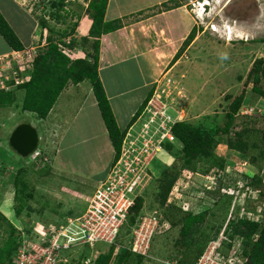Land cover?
Listing matches in <instances>:
<instances>
[{"label":"rangeland","instance_id":"374dc122","mask_svg":"<svg viewBox=\"0 0 264 264\" xmlns=\"http://www.w3.org/2000/svg\"><path fill=\"white\" fill-rule=\"evenodd\" d=\"M178 1L181 6L177 10L176 17H179L182 25L188 24L181 27V37L187 33L189 26L191 27L193 23L197 26V35L174 63L172 59L170 60L168 68L171 66L172 68L169 70L167 68V72L165 71L166 73L158 78L152 100L163 102L165 106H168L170 115L177 120L198 123L206 116L215 118V122L225 129L215 149V153L225 159V169L219 177L215 170L210 173L183 170L171 190L166 206H162L157 198L159 189L158 181L154 177L156 172L154 168V173L150 171L153 178L138 189L139 196L144 197L141 216L150 217L152 214H164L166 211L171 216L177 217L176 210L172 209L174 207L182 210L183 214L187 211H199L210 207L216 214L209 216L208 223L221 224L224 221L222 228L224 229L225 224H228L232 217L246 215L261 218L264 216V182L260 187L261 194L257 197L251 195L248 197V194L244 193L249 186L251 175L264 174V155L260 154L258 148H251L246 154L230 149L227 146L229 134L233 136L242 126L236 125L229 129L225 127V114L231 102L228 96L239 95L246 89L249 99L242 104L240 116L237 117L236 122L240 124L247 120V124L255 129L264 128V98L258 97L251 91V81L246 83L253 61L258 57H264V0ZM46 2L48 1L38 6L36 14H41L45 10ZM163 2L175 4L171 0H112L109 14L112 15V11L118 9L126 13L133 11L129 20H134L141 16L162 12L165 7L160 4ZM89 19L91 18L88 13L82 10L81 18L78 20L69 17L65 23L61 24L55 23L54 20L50 21L56 30L74 28V34L79 42L72 59L84 57L91 51L93 39L88 36ZM41 32H44L46 36L49 35L47 29ZM13 63L10 61L4 64L8 73L13 72V65L17 66L15 62ZM22 66L21 69H24L21 72L26 73L27 63H23ZM69 83L70 88L67 92L71 90L72 93L76 88H73L74 85L71 82ZM82 84L88 86L91 83L87 79ZM14 86L10 88V90L15 88L14 103L8 107H0V210L20 228L29 227L33 236L34 231L37 230L35 228L37 223L49 230L64 223L68 217L85 211L94 190L91 181L94 174L91 172L89 161L97 158H94L95 154L89 148L94 143L99 144V141L96 138L87 142L91 145L86 143L78 145L77 142L82 136L79 138L77 136L85 132L88 135H100L103 120L100 113L98 115L96 112L97 109L92 100L88 104L84 103L83 106L81 101L77 102L78 98L65 104L71 98L63 95L65 91H62L56 106L60 107L59 117L69 120L70 133L63 139L62 153L59 157V137H52L49 134L52 125L39 119L35 113L22 109L25 90ZM56 106L55 110H57ZM244 114L250 115L252 120L249 118L244 120L242 117ZM75 115L77 119L73 121L71 118ZM86 115L92 116L91 121L85 119ZM23 122L32 123L40 135V149L36 154L33 153L28 157H22L9 145L11 133L18 124ZM80 126L83 127V131H78L76 134L75 130L72 133V130L76 128L81 129ZM138 128L139 126L136 127ZM55 129L60 131L58 126ZM251 136L250 142L260 143L259 131L251 132ZM74 137L78 139L72 143ZM87 149L93 152L91 153L93 155L86 156ZM79 151L85 157L80 155L79 157ZM65 159V167L61 171L60 164ZM174 162V156L167 153L160 155L155 161L156 164L160 163L163 166ZM21 167L26 168L24 175L35 190L34 199L30 201L34 211L27 213L24 210L18 217L14 210L16 205L14 180ZM206 175L210 177L206 178ZM136 224L138 223L131 224L129 221L123 224L114 243L117 252L123 247L131 248L130 238ZM4 229L5 226L0 228V243L5 237ZM179 231L180 225H177L165 232L154 234L148 254L145 255L147 257L145 264H166L167 261L170 263L178 261L182 257L179 254L181 252L178 251L179 247L183 248V245L175 243L180 237ZM110 245V243L100 242L92 246L90 250L83 247L72 248L62 258L66 259L65 261L77 263L82 252H89V257L81 261V264H89L100 253L107 252ZM239 251L240 245L234 249L226 246L223 247L221 254L235 255L239 254Z\"/></svg>","mask_w":264,"mask_h":264},{"label":"trees","instance_id":"16d2710c","mask_svg":"<svg viewBox=\"0 0 264 264\" xmlns=\"http://www.w3.org/2000/svg\"><path fill=\"white\" fill-rule=\"evenodd\" d=\"M44 1H48L46 2L48 9L45 7V10L41 14H36L38 6ZM171 1H174L175 4L171 5L168 2H163L160 6L164 5L165 8L163 10L181 6L178 0ZM108 4L109 0H89L88 5L78 1H71L66 4L65 0L30 1L26 6L38 19L39 29H47L49 35L46 36L43 32L45 45L37 48L32 63L27 65L28 70L26 73L21 72L23 70L17 66L16 69L19 70L17 76L24 79V81L16 84L14 87L25 90L22 109L35 113L39 119H45L69 82L77 84L89 79L115 150V159H117L120 155L121 146L128 128L137 121L138 117L145 110L157 84L152 86L147 97L135 112L129 126L126 129H121L99 74L102 35L124 26L122 18L106 20ZM82 10L87 12L92 20L88 36L92 37L93 45L91 51L86 56L72 59L62 52L59 43L62 42L64 37L74 34V28L56 30L50 21L54 20L55 23L61 24L65 23L69 17H74L78 20V18H81ZM139 14H141V11H139ZM197 31V26H194L172 60L173 63L192 43L197 35ZM0 34L12 49L20 51L25 48L20 37L1 10ZM84 38L87 39V37ZM78 42L79 40L74 38L70 44L71 47H76ZM250 81L252 84L251 91L264 98V57H258L253 61L246 83ZM11 83L14 84L15 80L12 79ZM14 89H0V107H8L14 103ZM228 98L231 102L225 114V127L226 129L236 125H241L242 127L235 131V136L229 134L227 146L242 154H246L251 148H258L260 154L264 155V128L255 129L250 124H247V120L245 119L249 118L252 120V117L248 114L242 115L245 120L244 122L240 124L236 122L237 117L240 116L239 111L242 104L249 99V97L247 98L246 89L239 95L228 96ZM224 130V127L218 125L212 116H206L203 121L198 123L188 120H177L172 125L176 141H165L164 150L168 155L174 156L175 162L171 165L163 166L160 163L156 164V159L150 170L156 169L157 173L155 172L154 177L158 181L159 189L157 198L162 206H166L171 190L183 170L188 169L202 173H210L215 170L217 176H220V173L225 169V159L218 156L215 153V149L220 143V137ZM255 131L261 133V137L259 138L260 143L250 142L252 137L251 132ZM200 163L202 164L201 166ZM25 172L26 168L21 167L17 171L14 180L16 190V205L14 210L18 217L22 215L21 213L24 210L27 213L34 211V208L30 205V201L34 199L35 190L30 186L28 179L24 175ZM249 179L248 184L260 188L264 182V174L256 173L251 175ZM143 206L144 197L138 196L134 206L131 208L127 221L131 224L138 223L142 217L141 211ZM172 209L176 210L175 214H177V217L171 216V214L165 211L164 219L169 221L171 227L180 225V237L175 243L183 245V248L179 247L178 251L181 252L179 254L182 257L178 259V262L180 264H196L199 257L203 254L205 246L221 232L224 221L221 224L208 223L209 216L216 214L210 207L199 211H187L184 214L182 210L176 207ZM27 215L29 216L30 214ZM4 226L6 233L3 231L5 237L3 238V242L0 243V264H15L19 245L22 244L23 238L31 236L32 232L29 227L20 228L17 226L15 222L9 220L0 210V228ZM225 233L224 247L227 246V248L231 249L235 243L240 245L239 254L236 255L242 261L238 264H264V216L261 218L246 215L232 217ZM132 238L133 235L130 239L132 240ZM81 247L90 250L92 246L87 244ZM71 250H65L64 255H67ZM88 257L89 252H82L77 263L61 260L57 264H81V261L86 260ZM146 259L145 255L132 251L128 246L121 248L117 252L116 245L112 243L107 252L100 253L89 264H145Z\"/></svg>","mask_w":264,"mask_h":264},{"label":"built area","instance_id":"2783aa9c","mask_svg":"<svg viewBox=\"0 0 264 264\" xmlns=\"http://www.w3.org/2000/svg\"><path fill=\"white\" fill-rule=\"evenodd\" d=\"M30 1L36 0H22L26 5ZM71 1L85 5L89 2V0H65L66 4ZM75 37V34L69 35L59 43L62 52L69 57L75 54V48L70 45ZM21 51H16L13 56L0 58V74H3L0 76V89H10L13 85L24 81L17 76L19 70L16 68L18 66L21 69L23 63L27 65L32 63L35 52L24 56ZM10 61L15 62L17 66L13 65V72L8 73L4 64ZM12 79L15 80L14 84H10ZM153 97L154 94L137 121L128 128L119 157L113 161L105 179L91 196L85 211L78 216L68 217L64 223L49 230L37 223L34 235L25 236L22 244L19 245L15 264H57L61 260H66L62 258L65 250L87 244L94 246L100 242L115 243L139 196V187L153 178L150 172L151 166L160 155L165 153L164 142L176 141L172 125L177 119L170 115L168 106L163 102L152 100ZM138 126L139 128L136 129ZM37 152L38 149L35 153ZM209 177L206 175V178ZM244 193H247L248 197L250 195L257 197L261 194V190L249 185ZM228 225L229 223L225 224L226 228L221 229L218 236L209 241L196 264H238L242 261L236 254L226 257L221 254ZM170 227L169 221L164 219V214L141 217V221L133 230L130 249L146 255L153 235L162 233ZM238 246L239 244L235 243L232 249ZM166 264L180 263L167 261Z\"/></svg>","mask_w":264,"mask_h":264},{"label":"crops","instance_id":"0c3cea01","mask_svg":"<svg viewBox=\"0 0 264 264\" xmlns=\"http://www.w3.org/2000/svg\"><path fill=\"white\" fill-rule=\"evenodd\" d=\"M111 4L112 0H109L106 20L122 18L124 26L102 35L99 74L118 125L121 129H126L135 112L147 97L152 86L156 84L160 76L167 72L168 65L174 59L173 57L176 55L175 53L178 52V49H180L186 39L185 37L188 36L195 25L193 23L191 27L189 26L187 33L181 37V27L185 25L187 26L188 24L184 23L182 25L179 21V17H176V14L178 13L177 10L180 7L162 10V12L129 20L133 11H128L126 13L118 9L115 11L113 10V14L110 15ZM0 10L24 44L25 48L21 51L24 56L36 52L38 47L45 45L44 35L39 29L38 19L22 0H0ZM89 20L87 26L90 28L92 20ZM15 52L16 50L12 49L0 34V58L13 56ZM171 68L172 66L169 67L168 70ZM82 82L77 84L71 82L74 85L73 88H76L73 89L72 93L71 90L67 92L70 88V83L65 87L63 90L65 93L63 95H67L71 98V100L68 103L65 102V104H69L73 99L76 100L78 98L77 102L81 101L83 106L84 103L88 104L89 101L91 102L92 100L94 107L97 109L96 112L98 115L100 113L102 117L92 89V84L84 86ZM61 95L62 93L58 99ZM257 96L263 99V97L259 95ZM58 99L56 103L58 102ZM56 103L48 117L42 119V121L46 123L49 122L52 125V127H50L51 129H49V134H51L52 137H59L60 150L58 155L60 157L64 143L63 139H65L67 134L70 133V122L67 119L59 117L60 107L56 106ZM55 106L57 107V110H55ZM78 111H80V109ZM85 117V119L90 121L92 119V116L90 115H86ZM71 119L74 121L77 119V116L75 115ZM99 119L101 120V118ZM93 120L95 119L93 118ZM102 120V130L100 135H88L87 132H85L77 136L78 138L82 136L77 142L78 145L82 143L88 144L87 142L96 138H98L99 141V144L92 143L93 146L89 148L93 150L95 154L94 158L97 157L96 159L89 161L92 168L91 172L94 174V177L91 180L92 187L94 188L93 194L105 179L108 170L115 159V150L103 117ZM53 126L60 127V131H57ZM80 128L81 129L76 128L72 130V133H74L75 130L76 134L78 131H83V127L80 126ZM78 138L74 137L72 143ZM80 151L78 152V156L85 157L82 156ZM85 152L87 153L86 156L93 155L91 154L93 152H90L88 149ZM65 161L66 159L61 161V171H63V167H65ZM76 172L79 174L78 171Z\"/></svg>","mask_w":264,"mask_h":264},{"label":"water","instance_id":"95a60500","mask_svg":"<svg viewBox=\"0 0 264 264\" xmlns=\"http://www.w3.org/2000/svg\"><path fill=\"white\" fill-rule=\"evenodd\" d=\"M40 135L38 130L30 122L18 124L9 138V145L22 157H28L38 149Z\"/></svg>","mask_w":264,"mask_h":264},{"label":"clouds","instance_id":"9594fccd","mask_svg":"<svg viewBox=\"0 0 264 264\" xmlns=\"http://www.w3.org/2000/svg\"><path fill=\"white\" fill-rule=\"evenodd\" d=\"M206 1V0H205ZM208 2V1H207ZM76 39H77V37H75ZM75 48V47H74ZM76 49V48H75ZM225 57H226V54H225ZM72 58V57H71ZM250 185V184H249ZM252 186H254V185H252ZM259 188V187H258Z\"/></svg>","mask_w":264,"mask_h":264},{"label":"bare ground","instance_id":"6f19581e","mask_svg":"<svg viewBox=\"0 0 264 264\" xmlns=\"http://www.w3.org/2000/svg\"><path fill=\"white\" fill-rule=\"evenodd\" d=\"M230 32H231V30H230Z\"/></svg>","mask_w":264,"mask_h":264}]
</instances>
